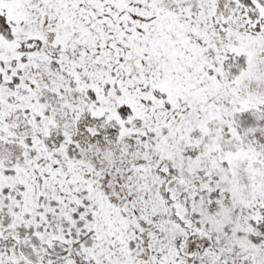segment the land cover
Here are the masks:
<instances>
[{
  "label": "snow or ice",
  "instance_id": "snow-or-ice-1",
  "mask_svg": "<svg viewBox=\"0 0 264 264\" xmlns=\"http://www.w3.org/2000/svg\"><path fill=\"white\" fill-rule=\"evenodd\" d=\"M0 264H264V0H0Z\"/></svg>",
  "mask_w": 264,
  "mask_h": 264
}]
</instances>
